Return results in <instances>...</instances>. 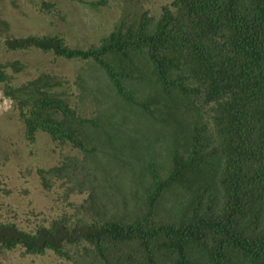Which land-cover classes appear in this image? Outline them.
<instances>
[{"label":"trees","instance_id":"trees-1","mask_svg":"<svg viewBox=\"0 0 264 264\" xmlns=\"http://www.w3.org/2000/svg\"><path fill=\"white\" fill-rule=\"evenodd\" d=\"M125 25L89 49L48 37L11 45L88 61L115 92L95 121L78 114L48 73L5 88L29 138L42 131L102 153L96 161L108 174L129 162L116 175L125 213L88 224L85 247L105 264H121L118 254H128L127 264H264V0H174L158 19L146 13ZM66 238L0 222L1 250L51 249L72 259L76 241ZM126 245L133 250L123 256Z\"/></svg>","mask_w":264,"mask_h":264},{"label":"rangeland","instance_id":"rangeland-1","mask_svg":"<svg viewBox=\"0 0 264 264\" xmlns=\"http://www.w3.org/2000/svg\"><path fill=\"white\" fill-rule=\"evenodd\" d=\"M173 1L0 0V64L8 75L6 83L0 82V222L33 233L54 228L69 242L76 241L68 246L72 259L51 249L43 255L29 254L24 246L1 250L0 244V264H105L85 247L82 233L88 224L103 221L118 212L117 208L120 215L125 213L116 175L130 167L129 162L120 161L112 165L115 172L108 174L96 161L104 158L102 153L82 151L71 142L62 144L42 131L28 137L25 120L15 100L7 96L6 87L21 88L48 73L61 81L57 90L71 100L78 114L95 121L100 109L111 105L106 104L108 98L112 102L116 96L105 73L88 61L36 46L20 49L11 45L30 37H48L73 49H89L100 46L122 23L126 27L139 24L146 13L158 19L163 7ZM126 124L137 135L136 124L131 119ZM92 130L91 135L98 132L96 127ZM111 131L126 143V135ZM106 140L113 154L112 141ZM98 142L94 139L95 145ZM67 230L69 234L63 233ZM132 250L124 246L123 256ZM127 256L114 255L118 260L124 258L121 264H127Z\"/></svg>","mask_w":264,"mask_h":264}]
</instances>
